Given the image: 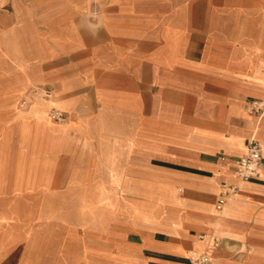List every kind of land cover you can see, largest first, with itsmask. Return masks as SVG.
Masks as SVG:
<instances>
[{
    "label": "crops",
    "instance_id": "1",
    "mask_svg": "<svg viewBox=\"0 0 264 264\" xmlns=\"http://www.w3.org/2000/svg\"><path fill=\"white\" fill-rule=\"evenodd\" d=\"M255 100L264 0H1L0 264H264Z\"/></svg>",
    "mask_w": 264,
    "mask_h": 264
},
{
    "label": "built area",
    "instance_id": "2",
    "mask_svg": "<svg viewBox=\"0 0 264 264\" xmlns=\"http://www.w3.org/2000/svg\"><path fill=\"white\" fill-rule=\"evenodd\" d=\"M1 3V0H0ZM38 92L43 98H52L51 90L47 88H38ZM25 101H22L24 104ZM264 102L255 100L252 102V109L255 111L263 110ZM50 117L53 120L64 121L65 115L62 110L52 106L50 109ZM262 161V145L255 138H251L248 151L245 155L237 158L236 160V175L241 180H249L259 175L260 164ZM238 191V186L234 184L222 185V193L218 200V207H221L227 200V196L234 195ZM191 264H213L210 257L205 251H195L190 256Z\"/></svg>",
    "mask_w": 264,
    "mask_h": 264
}]
</instances>
